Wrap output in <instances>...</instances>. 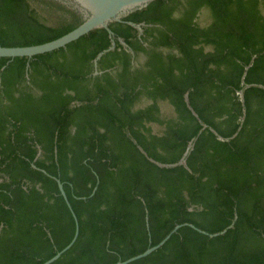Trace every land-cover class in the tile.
Returning <instances> with one entry per match:
<instances>
[{"label":"trees","instance_id":"1","mask_svg":"<svg viewBox=\"0 0 264 264\" xmlns=\"http://www.w3.org/2000/svg\"><path fill=\"white\" fill-rule=\"evenodd\" d=\"M82 21L53 0H0V47ZM124 21L150 27L139 38L111 24L98 75L104 29L0 58V264H43L70 244L58 181L79 235L52 264L125 262L186 223L234 226L215 238L184 226L130 264H264V0H156Z\"/></svg>","mask_w":264,"mask_h":264},{"label":"water","instance_id":"2","mask_svg":"<svg viewBox=\"0 0 264 264\" xmlns=\"http://www.w3.org/2000/svg\"><path fill=\"white\" fill-rule=\"evenodd\" d=\"M71 11L78 13L83 19L82 23L73 31L69 32L68 34L45 44L41 45H34V46H28V47H0V58H28L31 59L38 55H43L47 53L54 52L56 50L65 49L69 44L77 41L81 37L89 34L90 32L98 29H104L109 33V36L111 38L112 45L109 49L105 50L104 52L100 53L98 57L94 61V66L97 68L98 62L105 54H107L110 51H114L116 47V42L114 40L115 33L110 29V25L113 23H127L129 26H132L133 28L137 29L140 33L143 32L144 24H134L132 22H125L124 19L128 17L131 13L142 10L146 8L150 3L156 1V0H53ZM120 44L127 49L132 55H134L133 50L124 42L123 39H118ZM257 87V85H254ZM262 87V86H259ZM243 97V93H241ZM188 102V99H187ZM189 108L192 110V108L189 105ZM193 111V110H192ZM194 115L196 113L193 111ZM197 116V115H196ZM214 131V130H213ZM234 138V137H233ZM223 140V139H221ZM230 139L226 140L229 141ZM192 148V145L190 146ZM144 153V151H143ZM154 162L153 160H151ZM181 163H184V159L181 160ZM159 166H166L158 164ZM175 166V165H173ZM171 167V166H170ZM59 183V189L62 194V196L65 198L67 205L69 209L72 212V215L76 222V231L74 238L70 242V244L64 248L62 251H60L56 256L51 258L50 260L46 261L43 264H52L55 261H57L65 252H67L69 249L73 247L75 244L78 235H79V222L76 214L74 213L71 204L69 203L66 193L63 189V185L58 181ZM184 226H189L193 229L198 230L199 232L208 235L211 238H215L217 236L223 235L227 232L228 229L233 228L234 224H232L228 229L216 233V234H208L207 232H204L203 230H200L196 228L192 224H183V225H177L172 232L166 236V238L161 241L157 246L151 247L147 249L144 253L135 256L125 262H118L116 264H130L136 260L145 258L152 254L154 251L158 250L160 247H162L165 242L174 234L176 233L180 228Z\"/></svg>","mask_w":264,"mask_h":264},{"label":"flooded vegetation","instance_id":"3","mask_svg":"<svg viewBox=\"0 0 264 264\" xmlns=\"http://www.w3.org/2000/svg\"><path fill=\"white\" fill-rule=\"evenodd\" d=\"M144 24V23H143ZM147 27H150V26H148V25H145L144 24V27H143V32L142 33H140L137 29V31H138V37L139 38H141L142 37V35L144 34V28H147ZM135 29V28H134ZM132 49V48H131ZM129 54H131L127 49H125ZM133 50V49H132ZM134 52V51H133ZM131 56H132V58H133V60H132V63H133V65L135 64V65H137L138 63H145L146 62V60H147V58L144 56V54H139V56L137 57V60H136V54H135V52H134V55H132L131 54ZM141 65V64H140ZM94 68H95V73H94V75H98V65H97V68L94 66ZM28 77V76H27ZM38 94H39V92H38ZM38 148V150H39V154H38V156H41V149H40V147H37Z\"/></svg>","mask_w":264,"mask_h":264},{"label":"rangeland","instance_id":"4","mask_svg":"<svg viewBox=\"0 0 264 264\" xmlns=\"http://www.w3.org/2000/svg\"><path fill=\"white\" fill-rule=\"evenodd\" d=\"M50 24H52V25H53V24H55V23H52V22H51ZM157 130H158V129H157V128H155V131H157Z\"/></svg>","mask_w":264,"mask_h":264},{"label":"crops","instance_id":"5","mask_svg":"<svg viewBox=\"0 0 264 264\" xmlns=\"http://www.w3.org/2000/svg\"><path fill=\"white\" fill-rule=\"evenodd\" d=\"M190 110H191V109H190ZM192 110H193V109H192ZM192 110H191V111H192ZM192 112H193V111H192ZM193 114H194V113H193ZM196 115H197V114H196ZM196 115H195V116H196ZM196 117H198V116H196Z\"/></svg>","mask_w":264,"mask_h":264}]
</instances>
